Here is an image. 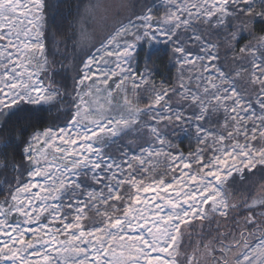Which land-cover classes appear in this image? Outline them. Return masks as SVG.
Here are the masks:
<instances>
[{
    "label": "snow or ice",
    "instance_id": "6c2138e0",
    "mask_svg": "<svg viewBox=\"0 0 264 264\" xmlns=\"http://www.w3.org/2000/svg\"><path fill=\"white\" fill-rule=\"evenodd\" d=\"M0 264H264V0H0Z\"/></svg>",
    "mask_w": 264,
    "mask_h": 264
},
{
    "label": "trees",
    "instance_id": "16d2710c",
    "mask_svg": "<svg viewBox=\"0 0 264 264\" xmlns=\"http://www.w3.org/2000/svg\"><path fill=\"white\" fill-rule=\"evenodd\" d=\"M58 36H59V33H58ZM164 51H166V49H164ZM61 58L58 57L57 58V65H56V68H57V72H59L60 74H57V75H54V79L57 81V82H63L66 86L70 83L69 81L67 80H62V76H63V73H62V70L59 69V60ZM156 66L158 67V76H157V79H160V78H163V77H166V76H171V75H174L175 74V69L172 68L170 65H169V61H168V57L163 55V53L161 54L160 57H154L153 58ZM181 147L187 151L188 150V147H189V143L187 140L184 141V143L181 145ZM255 183H258L259 182V178H251Z\"/></svg>",
    "mask_w": 264,
    "mask_h": 264
}]
</instances>
